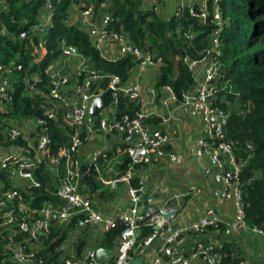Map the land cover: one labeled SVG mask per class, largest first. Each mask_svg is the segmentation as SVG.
<instances>
[{
	"label": "trees",
	"instance_id": "1",
	"mask_svg": "<svg viewBox=\"0 0 264 264\" xmlns=\"http://www.w3.org/2000/svg\"><path fill=\"white\" fill-rule=\"evenodd\" d=\"M47 5L51 19L49 27L43 34L33 32L32 27L38 23ZM88 6L92 7L95 20L108 13L111 20L107 28L110 31L122 33L127 43L150 54L154 60L159 59L154 70V87L167 86L174 96L173 101L177 102H182L183 95L194 93L196 82L188 63L213 54L211 39L218 28V70L208 102L212 109L223 114L224 122L221 138L206 141L210 148H215L219 143L229 147L228 153L219 156L220 176L226 173L234 176L232 182L238 192L243 226L264 237V0H217L220 25L212 18L213 0L206 1L207 14L204 20L198 18L199 3L177 5L167 18H162L156 11V5H148L145 0H0V63L8 67L12 88L11 102L5 103V111H0V146L34 147L36 144L35 137L6 139L2 129L10 121L19 127L22 121L33 122L43 118L49 138L48 156L43 157L42 163L32 171L38 186L18 188L19 200L35 211L43 204L58 201L55 189L58 176L63 175L64 170L60 164L58 175L51 172L50 158L59 155L67 147L71 128L62 120L63 110L35 93V89L47 92L48 79L43 69L60 58L62 43L74 49L85 62V69L79 72L76 67L73 73L61 69L69 77L68 89L75 81L81 80L87 71L98 75L91 86L94 93L106 89L110 75L117 76L119 85H122L135 66L130 55L115 54L113 58H108L104 55V49L94 44L87 30L79 24L68 23L71 9L79 13ZM21 32L25 33V37H19ZM39 41L45 53L38 61H34L32 47ZM33 79L38 81L33 83ZM138 100L119 92L114 115L132 117L142 109ZM47 110L54 112L53 118L46 117ZM151 119L148 117L143 120L148 130L156 129L149 128ZM85 133L83 128L82 142ZM124 147L122 144L117 172L104 179L118 178L130 167L128 184L140 193L142 181L134 176V170L146 163L132 165L122 152ZM109 157L110 153L106 151L103 157L90 164L93 168L90 177L83 176L89 165L80 164L81 176L76 183L78 194L89 200L92 197L98 200L105 195L106 190L100 183L102 177L98 174L102 172L101 161ZM0 180L4 188L8 187L6 170L0 169ZM92 209L103 211L93 206ZM123 226L115 217L111 228L102 232L99 238H92L88 226L76 225L75 216L65 222L51 220L46 234L38 238L32 249H35L44 264H59L66 257L79 255L91 243L115 249ZM222 226L218 221L215 226L208 225L202 231L188 233L178 247V252L188 256L195 244L200 243L213 247L227 264H243L244 255L233 239L229 238L216 247L199 237ZM152 229V225L140 223L136 241L151 233ZM21 237V234L15 235L18 240ZM160 246L161 241L155 250ZM6 253L0 242V264H14L7 260Z\"/></svg>",
	"mask_w": 264,
	"mask_h": 264
},
{
	"label": "built area",
	"instance_id": "2",
	"mask_svg": "<svg viewBox=\"0 0 264 264\" xmlns=\"http://www.w3.org/2000/svg\"><path fill=\"white\" fill-rule=\"evenodd\" d=\"M206 1L199 2V19L206 18ZM217 0H213L212 18L220 25ZM46 12H43L32 27V31L43 34L49 27L51 19L49 6H46ZM79 23L85 27L92 38L94 44L106 50L110 44L115 46V54L130 55L135 61V66H151L156 69L159 59L142 52L137 46L126 42L122 33L110 31L107 28L111 18L108 13L100 16L95 22L92 15V7L88 6L79 13ZM216 29L211 46L213 54L196 60H190L188 65L194 73L196 87L192 95H183L181 104L191 106L195 113L200 117L205 136L198 139L195 143V155L202 157L208 155L213 164L220 167V154L228 153L229 147L219 143L215 148H210L206 139H220L221 127L224 122V116L221 112L212 109L208 98L212 95L216 79L218 63V42ZM3 33V32H2ZM19 37H25V33H19ZM38 47H43L41 41L37 43ZM36 46V47H37ZM33 54V52H32ZM76 59V69L79 71L85 69V62L81 60L80 55L72 48L61 45L60 59ZM19 68L20 66H16ZM43 73L48 79L47 92L41 89H35V93L41 97L53 102L63 110L62 120L71 128L67 147L60 151L59 155L52 156V163L49 170L58 175V166L63 165V175L58 176V185L55 189L57 202L43 204L37 211L29 209L26 202L19 200L20 195L17 189L25 185L36 187L37 181L33 178L32 171L43 161V157L48 156L49 138L44 126V119L37 118L33 122L26 120L24 123H33L31 135L35 137L34 147H15L0 146V169L8 173L7 185L4 188L0 180V242L2 247L7 250L6 258L14 264H44L42 258L36 255L32 245L38 242V238L45 235L51 220L57 222L69 221L71 217H76L78 227L88 226L92 238H99V235L107 231L114 225L115 217L123 223V229L117 246L113 249V255L109 260L101 264H129L134 258L146 255V249L156 240L161 241V246L155 250L147 264H190L192 260L198 264H227L221 260V256L214 251L210 245L195 244L188 256H183L178 252V247L185 241L187 234L202 231L208 225H216L218 219L210 211L206 210L195 221L176 225L171 229V224L177 222L180 217V208L176 201L171 203H161L158 205H147L140 209V193L138 189L131 187L128 180L131 176L130 167L118 178L103 180L109 185L121 182L125 185V194L127 197V207L118 214H111L106 211H95L92 209V200L76 192V183L81 176L80 162L77 156V149L82 144L81 130L86 128L87 107L90 100L100 94L92 91V83L98 78V75L92 71H87L81 80L75 81L70 89L69 77L62 73L57 64H48ZM8 67L0 63V111H5V103L12 100L11 84L9 79ZM38 80L33 79V83ZM112 91V100L109 107L102 109L98 114V128L101 131L110 132L115 130L122 136V143L125 146L122 152L129 158L130 163H147L150 156L156 158L164 157L161 147L165 141V135L157 130H148L143 125V120L150 117L152 112L140 109L132 117L128 115L115 116L116 97L119 92L126 94L130 99H138L140 88L137 84L131 87H121L119 79L115 75H110L107 87ZM167 91L168 99L173 101L174 96L167 86H162ZM47 118H53L52 110L46 111ZM4 137L13 140L18 136L26 137L21 127L8 122L2 129ZM121 152V151H120ZM105 151L97 148L90 155V163H95L97 158L103 157ZM173 160L174 155H168ZM222 188L220 197L226 199L232 198L234 212L236 215V225L243 227L241 221V208L239 205L238 192L232 179L233 175L226 173L220 176ZM175 194L170 197H178ZM15 199H17L15 201ZM166 215L163 217V215ZM140 223L152 225L151 233L136 241L135 231L138 230ZM16 234H21L18 240ZM264 238V237H263ZM166 258V259H164ZM5 259V258H4ZM59 264H99L95 259L94 250L89 247L77 256H69L61 260Z\"/></svg>",
	"mask_w": 264,
	"mask_h": 264
},
{
	"label": "crops",
	"instance_id": "3",
	"mask_svg": "<svg viewBox=\"0 0 264 264\" xmlns=\"http://www.w3.org/2000/svg\"><path fill=\"white\" fill-rule=\"evenodd\" d=\"M200 1L148 0L146 4H155L157 13H164L168 17L175 6L190 5ZM46 9L43 12H46ZM97 21L96 19L95 22ZM68 23L79 24L82 29L86 30L79 23L76 9H71ZM36 46L37 44L32 47L34 61H38L45 53L43 47ZM114 53L115 46L113 44L104 50V55L108 58H113ZM56 64L64 72L73 73L77 60L59 58L56 60ZM154 80V71L151 66H134L127 80L120 85L126 88L134 84L139 86V105L142 109L152 112L149 128L159 129L165 135V141L161 147L164 157L156 158L151 155L144 166L134 170V176L142 181L141 205H158L165 201H176L181 211L176 222L178 225L193 222L204 211L210 210L223 226L221 229L207 231L199 237L216 247H220L221 243L229 238L233 239L244 255L243 264H264L263 236L244 226L236 225L232 198L220 197L222 184L219 167L212 163L208 155L202 157L195 155L196 141L205 136L200 117L191 106L169 100L167 91L161 86L158 89L154 87ZM87 123L84 140L77 149L80 164H91L90 155L94 149L99 148L110 153L108 159L101 161L102 172L98 174L99 177H102L100 183L106 193L102 198H98L99 201L92 197V206L111 214H118L128 205L125 185L121 182L107 185L102 181L117 172L120 148L123 144L122 137L115 131L96 133L90 129L88 120ZM32 127L28 123L21 126L27 138L32 137ZM168 155H174V159H169ZM175 194L179 196L171 200L170 197ZM159 242L160 240L154 241L146 249L143 262L148 263ZM92 244L89 247H92ZM190 264H198V262L192 260Z\"/></svg>",
	"mask_w": 264,
	"mask_h": 264
},
{
	"label": "water",
	"instance_id": "4",
	"mask_svg": "<svg viewBox=\"0 0 264 264\" xmlns=\"http://www.w3.org/2000/svg\"><path fill=\"white\" fill-rule=\"evenodd\" d=\"M111 100H112V91L110 88H106L100 94L94 96L88 104L87 120L90 124V129L96 133L101 134V130L98 128V114L102 109L110 106ZM92 169H93L92 165H89L86 173L83 176L90 177ZM145 206L147 205H143V204L141 205L140 203V209ZM165 216L166 215L164 214L163 217ZM176 225H177L176 222L172 223L171 229H173ZM138 233L139 230H136L135 234ZM91 248L94 250L95 259L99 264L105 262L106 260H109L113 255V250L110 248H103L93 244ZM141 261H142V257L138 256L134 258L129 264H140Z\"/></svg>",
	"mask_w": 264,
	"mask_h": 264
},
{
	"label": "rangeland",
	"instance_id": "5",
	"mask_svg": "<svg viewBox=\"0 0 264 264\" xmlns=\"http://www.w3.org/2000/svg\"><path fill=\"white\" fill-rule=\"evenodd\" d=\"M145 1H148V0H145ZM166 13V12H165ZM158 15H160V17H162V18H165V17H167L166 16V14H164V13H162V14H160V13H158ZM154 71V70H153ZM25 122V121H24ZM24 122H20V124H19V127H21V126H23L25 123ZM15 123H19V122H15ZM28 124H30V125H32L33 123H28ZM230 197V196H229ZM146 253V252H145Z\"/></svg>",
	"mask_w": 264,
	"mask_h": 264
}]
</instances>
